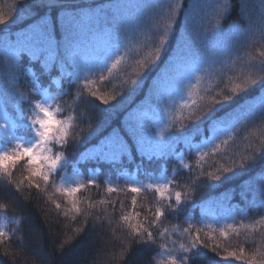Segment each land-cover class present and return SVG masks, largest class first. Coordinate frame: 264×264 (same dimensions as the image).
Segmentation results:
<instances>
[{
    "label": "trees",
    "instance_id": "obj_1",
    "mask_svg": "<svg viewBox=\"0 0 264 264\" xmlns=\"http://www.w3.org/2000/svg\"><path fill=\"white\" fill-rule=\"evenodd\" d=\"M192 1L183 0L178 36L184 33L186 18L192 17L195 20L194 30L198 34L192 39L205 40L204 28L209 26L211 19L206 22L198 10L194 12ZM39 2L40 0H0V16L7 21L6 26L0 25V108H5L15 119L18 128L20 127L17 129L18 133L29 135L23 127L25 121L20 116V110L27 112L31 107L29 101L35 103L40 95V90L33 88L31 81L34 77L30 73L36 72L37 83L41 89L56 92L57 95L69 93L58 95L55 102L64 113L60 114L62 118L76 117L72 120L76 133L67 143L65 150L67 161L60 170H66L69 174L76 173L85 178L87 187L82 191L81 197L86 205L82 210L91 203L92 216L88 217L89 223L85 231L77 234L76 229L83 226L81 216L73 221L71 215L65 217L63 212L56 214L47 195L39 193L36 188L23 185L15 189L0 183V206L5 207L6 213L16 214L15 220H9L8 232H13L11 228H15L14 234H18L19 237L15 242L9 239L10 245L7 244L8 240L5 244L0 243V264H117L115 262L119 260V253L128 235L127 224L120 219L121 207L124 214L140 212V216H134V222L130 223L150 227L154 235L157 231L168 228V235L163 240L158 239L157 245L166 243L175 256L182 252L180 245L190 243L196 237L197 229H200L201 243L219 246L218 256L211 248L206 249L210 256H215L217 260L223 261V264H244L243 261L228 256V253L237 251L238 247L242 246L246 254H251L254 248L260 247L264 242V222H261L264 219V197L261 196V188H264V166L257 165L251 171L237 169L236 174H225L218 172L217 169L230 166L233 160L239 165L241 158L249 155L250 149L257 147L264 139V111L261 110L264 90L256 86L249 89L248 93H241L234 100L218 108L216 116L225 122L224 128H229L228 122L235 123L229 132L220 133V140H227L228 143L221 145L219 154L203 155L196 146L203 145L212 133L208 131L207 121L200 125V133H194V128L207 111L203 104L207 93L203 98L202 93L201 97L193 99L196 104H192L193 100L189 101L191 119L177 120L166 127L154 118V115L161 114L166 99L152 103L147 96L151 87L165 71L168 64L166 59L155 69L151 78L146 77L139 85L135 99L127 107L114 109L102 105V109H107L106 111H93L92 105L81 103L76 98L79 84L72 69L68 70L72 73L71 76L57 71L52 77L57 81L54 84L43 82L48 78L39 77V72L30 64L24 63L23 58L19 62L20 71H17L13 61L5 53L4 36L14 34L20 26L10 19L16 15L19 5ZM145 2L155 4L157 6L155 10L159 12L160 4L168 5L170 0H75V3L85 6L83 9L85 13L101 14L109 21L112 18L117 20L144 18L142 10L134 5ZM233 2L235 3V0ZM263 2L264 0H240V3L246 5L248 17L246 23L251 22L256 31V43L250 46L237 44L234 51L226 57L227 64L217 55L215 58L218 59L213 63L215 67L221 68L233 62L234 66H226L230 67V70L226 68L227 74L237 70L239 66L236 63L240 61L242 66L250 67L243 54L247 51L252 54L255 50L264 48V39L259 35V27L264 23ZM117 5L122 7L118 8ZM41 12L54 15L51 10L42 9ZM111 27L110 23L97 24L94 29L97 32L96 38H103L104 33L111 30ZM222 27L224 33L219 39L227 44L228 25L223 24ZM144 32L145 35L137 38L138 42H134L126 53H122L125 54L123 64L127 66L138 64L137 60L148 54L150 49H145L143 45L154 38L151 21L148 19H145ZM210 41L211 33L208 34L206 42ZM175 46L176 42L173 41L169 47V55L174 54ZM235 52L239 55L237 59L233 54ZM208 55L211 56V53ZM261 67L258 59L253 73L260 74ZM229 77L232 79L231 75ZM248 78L249 76H245L243 79ZM6 88L17 94L4 95ZM84 96L87 97L86 90ZM136 109L148 111V118L145 120L146 131L152 136H158L162 143H171V151L165 149L154 155H137L119 161H97L91 158L88 149H85L89 146L88 141L84 139L88 134L89 124L101 121L102 127L99 132L106 134L111 128L118 127L127 120L129 113ZM250 111L252 115H249ZM220 140H217L216 144H219ZM209 147L212 145L209 144ZM208 151L209 148L203 149V152ZM209 172L221 175V180L208 179ZM225 175L227 179H224ZM165 180L172 182L169 191L165 192V197L171 194L174 200L175 192H180L182 207L176 213H166L167 218H161L158 225L151 224L152 215L148 209L154 211L156 201L160 199L154 187ZM90 181H94L95 185L90 184ZM132 186L141 188V192L133 194L130 191ZM109 187L115 188L116 191L108 192ZM133 196L137 200L135 209L131 205ZM101 200L114 202L115 208L113 209L111 204L101 205ZM229 224L233 227L229 228ZM233 228L236 229L235 232ZM185 230L191 235L186 234ZM61 245H64L63 249ZM157 245L147 247L134 245L127 260L124 262L119 260L118 264H161L167 260V255ZM5 250L9 255H4Z\"/></svg>",
    "mask_w": 264,
    "mask_h": 264
},
{
    "label": "snow or ice",
    "instance_id": "obj_2",
    "mask_svg": "<svg viewBox=\"0 0 264 264\" xmlns=\"http://www.w3.org/2000/svg\"><path fill=\"white\" fill-rule=\"evenodd\" d=\"M84 7L83 4L75 3V0H40L36 4H21L16 15L10 18L13 23H19L20 26L14 34H5L3 43L5 44V53L13 61V66L17 71H20L19 62L23 58L24 63L30 64L33 69L39 72V77L48 78L43 82L54 84L57 81L52 77L57 71L60 74L66 73L71 76L72 73L68 70L72 69L79 84L76 98L81 103L92 105L93 111H106L107 109H102V105H109L110 101L108 97L97 95V92L90 86L94 83L90 78L95 76L104 81L106 86L112 84L110 79L112 70L125 60V54L122 53H126L134 42H138V37L145 35V19L151 21V32L154 38L143 45L145 49L150 50L147 55L137 60L143 71L136 73L138 79L131 80V84L136 87L131 88L128 95L136 91L139 84L144 82L145 77L151 78L155 69L159 68L166 59L168 64L165 71L151 87L147 96V99L152 103H159L169 98L173 93L183 92L185 85L192 83L195 74L204 70V65L211 67L212 63H215L217 55L230 54L237 44L250 46L256 43V31H254L251 22L246 23L248 20L246 5L240 3V0H235V3L233 0H222L217 3L209 26L204 28L205 40L192 39L194 35H198L194 30L195 20L192 17L186 18L184 33L178 36L179 16L183 11V0L169 3L160 12L155 10L157 6L153 3L145 2L134 5L142 10L144 18L119 20L112 18L110 21L105 20L101 14L85 13ZM116 7L122 6L117 5ZM42 9L51 10L54 15L42 13ZM60 13L63 15L61 16ZM102 23H110L112 27L111 30L104 33V38L100 40L96 38L97 32L94 29L97 24ZM223 24L228 25L229 40L227 44L219 39L224 33ZM0 25H7V21L2 16H0ZM209 33H211V41L206 42ZM259 35L261 39H264V23L259 27ZM173 41L176 42L174 54L169 55V47ZM209 53H211V61ZM258 58L262 66L259 71L262 74L255 78L249 76L243 83L231 87L228 90L229 94L224 95L222 100L217 98L221 93H215L208 100L207 111L200 117L199 123L194 128V133H200V125L207 121L208 131L212 133V136L203 145L196 146L203 155L219 154L221 145L228 143L227 140H220V133L229 132L235 123L234 121L228 122L229 128H224L225 122L217 118L218 109L215 106L223 107L226 102L234 100L241 93H248L249 89H253L257 85L261 90H264V51L259 52ZM104 73H108V75L106 76ZM30 75L34 77L31 81L33 88L40 90V95L35 103L29 101L31 107L27 112L23 109L20 110V116L25 121L23 127L28 131L29 139L23 140L15 135L12 131L17 127L15 123L6 122L3 125L6 129L5 138L9 144L16 143L11 152L0 151V172L5 173L11 179L12 173L7 165L26 158L30 173L27 177L29 187L39 190L40 184L35 183L34 177L40 178L47 185L50 176L64 166L67 159L64 152L68 143L69 130L73 125L57 118V113L64 115L61 108L53 110L54 106L51 101H55L57 97L50 96L46 89L40 88L36 72L30 73ZM196 79L199 82V78ZM229 79L231 78L229 77ZM81 81L82 83H80ZM85 90L87 97L84 96ZM3 94L13 96L17 93L6 88ZM58 95H69V93H58ZM120 96L123 99L124 93L121 92ZM110 99L116 102L110 107L116 108L120 100L116 95H111ZM97 101L101 103L98 104ZM192 104H196V101L193 100ZM261 110L264 111V102L261 104ZM249 115H252L251 111ZM147 118L148 111L133 110L129 113L127 120L120 123L118 127L111 128L106 134L99 132L102 127L101 121L97 120L95 124H89L88 134L84 137L89 144L88 155L97 161H119L127 157L134 158L137 155H154L165 149L171 151V143H162L160 138L152 136L146 131L145 120ZM3 119L8 121L7 115ZM74 119L76 117H68L69 121ZM229 138L231 139V137ZM217 140H220L219 144H216ZM209 144L212 147H209ZM53 145L57 146L56 153H53ZM204 148H209V151L203 152ZM246 151H248L247 148ZM257 165L264 166V139L257 147L250 149L249 155L241 158L239 165L233 160L230 166L219 168L217 171L236 174L237 169L251 171ZM207 178L220 181L222 177L209 172ZM227 178L225 175L224 179ZM89 183L95 185L94 181ZM65 184L68 186L57 189V191H63L69 198L84 187L82 184L73 186L70 178L65 180ZM171 184L172 182L165 180L162 184L154 187V191L160 199L156 201L154 211L148 209L152 215L151 224L158 225L161 218H167L166 213L172 214L181 210L180 192H175L174 200L171 194L165 197V192L169 191ZM115 191L116 189L113 187L108 188L110 193ZM130 191L133 194H138L141 192V188L132 186ZM261 196L264 197V188H261ZM49 199L51 198L49 197ZM69 203L71 207L67 210H62L59 203H55V208L58 212L63 211L65 217H68L69 212H75L77 215L71 217L73 221L77 219V216L83 218V226L76 229V233L80 234L85 231L89 223L88 217L92 216L93 205L89 203L88 207L82 210L77 206L75 200H69ZM100 204H111L113 209L115 208V203L111 201L101 200ZM136 204L137 200L133 196L131 200L133 209ZM174 204L176 207H173ZM134 216H140V212L124 214L121 207L120 219L127 224L128 235L119 253L120 261L127 260L134 245L145 247L157 245V240H163L169 232L168 228H164L154 235L150 227L130 223ZM95 219H99V217H95ZM145 221L147 222V217H145ZM261 222H264V219ZM228 227L232 228L233 226L229 224ZM199 231L200 229H197V235L190 243L180 245L182 252L179 256L173 255L166 243L158 244L157 246L163 249L167 255V260L162 261L161 264H223V261L217 260L215 256H210L206 251L211 248V251L218 256L217 248L219 246L201 243ZM233 231L235 232L236 229L233 228ZM185 233L191 235L188 230H185ZM6 236L11 239L9 233L0 228V242L7 243L4 241ZM67 242L65 241V243ZM63 247L64 245H61V249ZM4 255H9V252L5 250ZM228 256L234 257L237 261H243L244 264H264V242L260 247L254 248L251 254H246L244 247L240 246L237 251L229 252Z\"/></svg>",
    "mask_w": 264,
    "mask_h": 264
},
{
    "label": "rangeland",
    "instance_id": "obj_3",
    "mask_svg": "<svg viewBox=\"0 0 264 264\" xmlns=\"http://www.w3.org/2000/svg\"><path fill=\"white\" fill-rule=\"evenodd\" d=\"M175 0H170V3H174ZM218 2H222V0H193L192 3L194 4L196 12L197 10L201 13L202 17L206 20L211 19L212 20V13L214 8L216 7ZM135 4V3H133ZM167 7V5L160 4L158 7L159 12L163 10V8ZM263 10H264V2H263ZM104 38V37H103ZM103 38L98 37L97 39L102 40ZM260 51H264V48H260L255 50L256 53H250L246 52L243 54V58L246 60V62L250 65V67H244V65H241V61L236 63L239 67L237 70H233L231 73L227 74L226 68L230 70V67L226 66H234L233 62L230 65H224L221 68L215 67V64L212 63L211 67L208 65L203 66V71L197 72L195 74V77L192 80L191 84H186L184 87V91L181 93H173L169 98L166 99L165 103L163 104L161 114L154 115V118L157 120L158 123H162L164 126L169 127L174 121L177 120H186L189 118V107L188 105L189 101L196 99L198 97L202 98L207 93V96L204 99L203 104L207 107V102L211 98V96L215 95V93H221L218 99H223L224 95H227L228 88H231L235 86L236 84H241L244 81L245 76H251L252 78H255L257 73H253V69H255V65L259 55ZM235 58L237 59L239 57L238 53H233ZM228 55L221 56L219 58H223L225 64H227L226 57ZM210 61H211V56ZM218 58H215L217 60ZM243 61V59H242ZM143 68L139 64H133L127 66L126 64L121 63L119 66H117L115 69L112 70V74L110 79L112 80V84L110 86H106L104 81L99 80L97 77L92 76L90 79L94 81L90 86L97 92L98 96L108 97L109 98V107L111 104L116 103L115 101H111L110 97L111 95H116L117 98L120 100V103L117 105L116 108L123 109L127 107L136 97L139 87L136 89L135 92H133L131 95H128V91L136 87L135 85L131 84V80L138 79L136 73L142 72ZM242 74V75H241ZM262 74V73H260ZM104 75H108V73H104ZM229 75H231L232 79H229ZM199 78V82H197L196 78ZM146 79V77H145ZM144 79V80H145ZM141 84V83H140ZM139 84V85H140ZM259 86V85H257ZM50 96H56L58 97L56 92H52L50 90H47ZM124 93V98L121 99L120 93ZM55 101H51L53 104V110L55 108H58L55 104ZM230 102V101H229ZM226 102L224 105H226ZM223 105V106H224ZM1 106V105H0ZM217 109L220 108V105L215 106ZM111 108V107H110ZM114 108V109H116ZM7 115L8 121H5L3 117ZM57 118L63 119L66 122H69L73 125V127L69 130V138L68 142L75 136L76 130H75V124L72 121H69L68 118H62L60 116V113H57ZM8 123H17L15 122V119H13L9 112L5 108H0V151H9L11 152L12 148L15 147V143L9 144L8 140L5 138V131L6 129L3 127V125ZM18 125L15 129L12 131L15 133L17 137L22 138L23 140H28L29 135L25 133H18ZM89 131V129H88ZM11 135V133H9ZM158 137V136H156ZM53 153L57 152V146L53 145ZM67 148V146H66ZM85 149H88L87 152H89V146ZM65 155V152H64ZM66 156V155H65ZM67 157V156H66ZM67 161V159H66ZM65 161V162H66ZM64 162V163H65ZM9 171H11V179L3 173L0 172V183L6 185L7 187H14L15 189H19L23 185H27L28 188H35V187H29V181L27 177L30 175L28 172V165L26 158L16 160L14 162L9 163L8 165ZM71 179L73 186L75 184H82L84 187L81 188L79 192H77L73 197L69 198L66 196V194L63 193V191H57V189H63L64 187H67L68 185L65 184V180ZM33 180L35 183L40 184V189L38 190L39 193H45L47 195V198L50 202V204L53 205V208L55 209L56 214L62 213L63 211L58 212V210L55 208V203H59L61 205L62 210H67L71 207L69 200H75L77 202V206L81 209L86 205L85 201L81 197L82 191L87 187V182H85V178L81 177L80 175H77L76 173L69 174L63 170H58L56 173H54L52 176H50L49 182L47 185L38 177H34ZM19 186V187H18ZM49 197L51 199H49ZM55 202V203H53ZM15 213H6V209L4 206H0V228H3L5 231L8 232V229H10L9 226V220H15ZM69 215L76 216L77 214L75 212H69ZM80 216H77V219ZM76 219V220H77ZM135 218L130 222H134ZM116 222V221H115ZM117 223V222H116ZM115 227V226H114ZM13 232H8L9 236L11 237V240L14 242L19 238L18 234H14ZM8 240L9 244V237L6 236L4 238V241ZM1 244L4 242H0ZM5 244V243H4ZM10 245V244H9ZM124 262V261H121ZM115 263H119L115 262Z\"/></svg>",
    "mask_w": 264,
    "mask_h": 264
}]
</instances>
